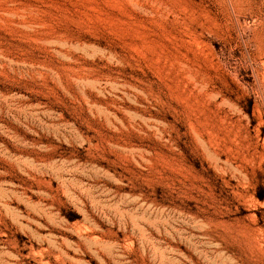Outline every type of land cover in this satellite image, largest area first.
Segmentation results:
<instances>
[{
	"label": "rangeland",
	"instance_id": "obj_1",
	"mask_svg": "<svg viewBox=\"0 0 264 264\" xmlns=\"http://www.w3.org/2000/svg\"><path fill=\"white\" fill-rule=\"evenodd\" d=\"M0 264H264V0H0Z\"/></svg>",
	"mask_w": 264,
	"mask_h": 264
}]
</instances>
